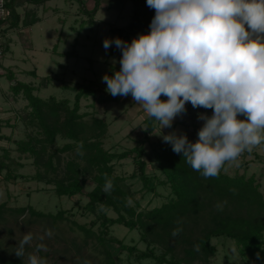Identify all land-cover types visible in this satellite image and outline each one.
Returning a JSON list of instances; mask_svg holds the SVG:
<instances>
[{"label":"trees","instance_id":"trees-1","mask_svg":"<svg viewBox=\"0 0 264 264\" xmlns=\"http://www.w3.org/2000/svg\"><path fill=\"white\" fill-rule=\"evenodd\" d=\"M48 1L51 0H5L6 14L0 19V36L4 37L9 30L17 29L21 23L27 29L40 20L37 15H33L30 20L26 16L20 21L17 9L21 5L43 6ZM75 1L80 4L81 13L88 17V21L82 22V28L84 25L93 28L102 0H94L92 10L87 8L84 0ZM128 1L133 3V21L127 28L111 29L122 40L131 35L148 33L149 24L155 15L154 9L147 6L146 0ZM3 25L7 27L2 29ZM8 51V46L4 45L2 53ZM118 51L113 45L110 55L113 56ZM66 55L73 57L75 51ZM112 73L111 70L109 75ZM30 74L36 75L35 72ZM7 76L14 82L10 86L11 91L16 96L22 94L28 103V112L22 117V121L32 133L26 134L27 141L15 142L18 145L17 150L22 154H30L33 164L38 168L36 174L28 177V180L53 185L58 198H88L84 210L93 219L84 224L76 221L71 223L84 234L86 241L97 242L98 249L103 254L101 264H118L120 253H127L131 264L132 259L137 262L150 261L151 264H210L219 254L218 245L213 243L217 239L224 244L232 243L235 252L245 264L264 263V197L255 176H230L221 169L217 177L204 178L185 162L182 155L174 153L168 143L153 148L151 155L146 151L145 143L150 141L155 125L159 123L153 117L145 120L147 127L144 137L133 149L112 152L104 147L108 133L106 120L92 113L81 112L80 102L83 98L92 97L95 103L107 105L120 103L125 97H113L106 90H100L93 81L73 88L76 98L72 105L68 99H43L36 94L39 91L37 86L17 81L14 73H8ZM43 80L47 82L49 78ZM189 108L200 113H210L212 110L194 109L191 104L188 110ZM59 138L67 143L57 147ZM2 139L8 138L0 135V140ZM80 145L83 146L82 155L77 153ZM0 151V176L7 171V179L23 177L12 171L8 163L11 159L9 149L0 146ZM63 154L69 158L60 171L61 177H54L53 174L59 172L54 163H60ZM147 158H152L155 165V172L151 175L147 173ZM129 159L133 161L132 174L118 175V164ZM106 176L113 185L108 194L102 190ZM87 180L93 183L89 192H85ZM136 180L142 184L140 199L136 198V192L128 184L129 181ZM158 187L168 192L166 197H161V205L143 208L141 200L144 195L159 196ZM223 201H227L223 211H217V202ZM101 205L105 210H101ZM6 209L7 204H0V217ZM27 212L37 219L52 218L55 224L68 219L66 212L62 210L56 215L45 214L32 206L14 210L17 215ZM110 212L115 217L110 216ZM115 226L137 231L145 248L140 249L135 244H127L118 239L112 234ZM177 227H182V231L172 237L171 233ZM257 253H260V259H257ZM42 258L45 264H49L46 255H42ZM0 264H27V261L18 257H7L0 252Z\"/></svg>","mask_w":264,"mask_h":264},{"label":"rangeland","instance_id":"rangeland-1","mask_svg":"<svg viewBox=\"0 0 264 264\" xmlns=\"http://www.w3.org/2000/svg\"><path fill=\"white\" fill-rule=\"evenodd\" d=\"M84 3L89 10H92L95 4L94 0H84ZM17 10L21 17L20 21L26 16L30 20L33 15H37L40 20L27 29L21 23L17 29L9 30L4 37L0 36V119L2 120L0 135L8 138L0 140V146L10 151L11 159L8 163L12 171L23 176L18 179H7V171L0 176V204H7L5 213L0 217V252L7 257H17L14 252L18 242L24 235L30 233L32 241L25 246L24 261H27L31 254L40 258L46 255L49 264H101L103 254L100 253L101 249H98L97 242L86 241L84 234L71 223L76 221L84 224L93 219V216L84 210L88 198L86 196L75 199L58 198L55 196L53 185L28 180V177L36 174L38 168L33 164L30 154H22L17 150L18 145L15 143L27 141L26 134L32 133L22 121V117L28 112V103L22 94L16 96L11 91L10 86L14 82L9 80L7 74L14 73L17 81L37 86L39 91L36 94L43 99L50 97L58 100L68 99L72 105L76 98V91L73 88H79L80 84L94 81L100 90H106L107 85L102 83V76L109 74L111 70L113 72V69L119 70L118 61L121 51L113 56L110 55L114 44L105 51L103 40L117 37L115 31H111L112 28L129 26L133 21V3L128 0H102L101 8L95 15L96 25L93 28L87 25L82 28V22L88 21V17L81 13L80 4L75 0H51L43 6L23 4ZM151 13L153 14V11ZM6 27L7 25H3L1 28ZM134 37L136 36L131 35L124 41L130 43ZM4 45L9 48L6 53H2ZM73 51L75 56L66 55ZM30 72H35L36 75L33 76ZM46 77L49 78L47 82L43 80ZM161 100L166 101L167 97L162 95ZM189 105L190 103L186 104V114L174 119L172 128L161 130L160 123H156L154 134L150 136V141L145 143L148 153L153 155V148L166 144L160 136L161 131L163 134H168L178 130L186 133L190 141L197 140V132L202 127L203 121L197 119L200 112H193L190 108L188 110ZM80 107L81 112L92 113L106 120L108 133L104 142L105 149L112 152L133 149L144 137L143 133L147 127L145 120L149 116L141 105L136 104L131 95L120 103L107 105L95 103L92 97L83 98ZM212 111L206 114L211 116ZM239 118L244 119L243 116ZM65 143L67 141L59 138L56 146L61 147ZM61 157L60 163L54 161L55 167L59 168V172L53 174L54 177H61L60 171L69 158L66 154ZM146 160L147 173L151 175L155 172V165L152 158ZM116 168L118 175L130 176L134 170L133 161L130 159L122 161ZM222 170L230 176H255L261 185L260 192L264 197V143L254 147L251 152H243L236 161L226 162ZM128 184L136 192V198L140 199L141 182L129 181ZM92 188V181L87 180L85 192L91 191ZM157 193L160 197L153 194L144 195L141 200L142 207L154 208L161 205L163 202L161 197H166L168 192L158 187ZM28 206L52 215L62 210L66 212L65 216L68 219L55 224L52 218L37 219L31 217L28 212L22 215L14 213L15 209ZM109 214L115 217L112 212ZM48 230L53 233L51 238L46 235ZM112 234L127 244H135L140 249L145 248L137 231L115 226L112 228ZM213 243L218 245L219 254L210 264H245L241 257L232 251L234 248L232 243L224 244L218 239ZM41 244L46 246L47 251H36L37 246ZM118 260V264H131L127 253H120ZM132 264H151V262H137L132 259Z\"/></svg>","mask_w":264,"mask_h":264},{"label":"clouds","instance_id":"clouds-1","mask_svg":"<svg viewBox=\"0 0 264 264\" xmlns=\"http://www.w3.org/2000/svg\"><path fill=\"white\" fill-rule=\"evenodd\" d=\"M146 4L155 11L148 33L130 43L119 37L103 40L105 51L114 44L121 57L119 70L104 74L102 83L113 97L131 95L159 121L161 130L172 128L174 119L186 114L187 103L194 109H212L211 116L198 113L203 125L196 141L178 130L161 131L160 136L202 177H217L226 162L264 143V0H146ZM82 147H77L78 154H83ZM105 179L102 190L108 194L113 185ZM226 203L217 202V211ZM181 231L182 227L173 229L172 237ZM46 235L51 238L53 233L48 230ZM31 241L29 233L18 242L14 253L22 261ZM36 251L47 248L41 244ZM256 255L260 259V253ZM27 264L45 261L30 254Z\"/></svg>","mask_w":264,"mask_h":264},{"label":"built area","instance_id":"built-area-1","mask_svg":"<svg viewBox=\"0 0 264 264\" xmlns=\"http://www.w3.org/2000/svg\"><path fill=\"white\" fill-rule=\"evenodd\" d=\"M5 14H6L5 0H0V19L4 18Z\"/></svg>","mask_w":264,"mask_h":264}]
</instances>
